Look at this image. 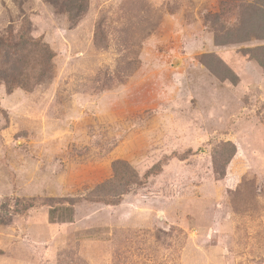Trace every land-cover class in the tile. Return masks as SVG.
<instances>
[{"label":"rangeland","instance_id":"374dc122","mask_svg":"<svg viewBox=\"0 0 264 264\" xmlns=\"http://www.w3.org/2000/svg\"><path fill=\"white\" fill-rule=\"evenodd\" d=\"M262 19L264 0H0V37L54 52L52 79L0 80V264H264V38L235 41ZM116 161L141 182L101 188Z\"/></svg>","mask_w":264,"mask_h":264},{"label":"trees","instance_id":"16d2710c","mask_svg":"<svg viewBox=\"0 0 264 264\" xmlns=\"http://www.w3.org/2000/svg\"><path fill=\"white\" fill-rule=\"evenodd\" d=\"M74 5L77 10L82 8L79 4ZM258 25L259 27L255 29V26L249 25L248 22L246 24L243 22L239 30L241 36H239L238 40L236 38L235 41H247L253 36L264 38V19ZM219 41L220 43L228 42ZM246 54L264 68V46L250 48ZM205 55H201V58H204ZM53 57L54 52L48 45L34 40L27 33L18 37H15L13 34L12 37L8 38L0 37V80L5 81L9 90L15 86L29 89L31 86L30 79H35L36 83L52 79ZM14 58L16 62H13ZM201 61L204 62V60ZM10 62L13 64L11 65ZM230 73L234 72L230 70ZM237 79L238 76L234 73L232 81L235 82ZM124 165V162L116 161L113 165L114 177L101 185V188L113 183L119 186V184L127 185L129 183L135 184L141 182L137 171L133 169L132 171L130 169L124 170ZM125 177H129L130 182H123ZM102 192H106V189H103Z\"/></svg>","mask_w":264,"mask_h":264}]
</instances>
